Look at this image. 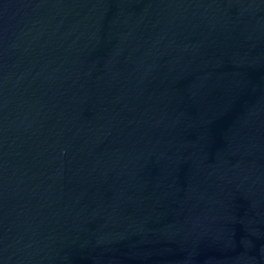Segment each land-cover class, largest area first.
<instances>
[{
    "label": "water",
    "instance_id": "obj_1",
    "mask_svg": "<svg viewBox=\"0 0 264 264\" xmlns=\"http://www.w3.org/2000/svg\"><path fill=\"white\" fill-rule=\"evenodd\" d=\"M0 264H264V0H0Z\"/></svg>",
    "mask_w": 264,
    "mask_h": 264
}]
</instances>
